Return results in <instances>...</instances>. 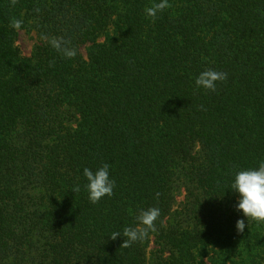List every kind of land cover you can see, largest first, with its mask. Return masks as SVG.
I'll list each match as a JSON object with an SVG mask.
<instances>
[{"label":"trees","instance_id":"1","mask_svg":"<svg viewBox=\"0 0 264 264\" xmlns=\"http://www.w3.org/2000/svg\"><path fill=\"white\" fill-rule=\"evenodd\" d=\"M156 2L0 0V264H264L231 188L264 161V0H168L153 20ZM206 69L228 74L216 91ZM104 163L114 194L92 204L83 169ZM151 207L156 231L110 238Z\"/></svg>","mask_w":264,"mask_h":264},{"label":"clouds","instance_id":"2","mask_svg":"<svg viewBox=\"0 0 264 264\" xmlns=\"http://www.w3.org/2000/svg\"><path fill=\"white\" fill-rule=\"evenodd\" d=\"M10 3L12 6H15L17 0H10ZM169 7H171V5L168 0H159V2L153 3L151 6L147 7L145 12L148 17L155 20L158 13L163 12ZM35 11L39 12V8H36ZM22 23V20L13 18L11 20V27L20 29ZM48 42L65 58L71 59L77 54L74 48L67 46L71 41L64 40L63 37H53ZM52 63H54V61L50 62V66ZM227 75L228 74L223 71L206 69L197 76L195 84L198 88L216 91L217 82L225 81ZM83 175L88 181L86 189L88 191V198L92 204L98 203L105 196L110 197L114 194L113 189L115 187V181L110 179L109 165L107 163H104L95 171L85 167L83 169ZM231 188L239 193V203L236 205V209L242 211L248 221L253 220L257 223H264V161H261L256 169H247L237 172ZM72 191L74 193L79 192V185L75 186ZM159 216L160 210L156 207L141 210L136 217V227H125L122 232H113L110 238L115 240L118 236L123 235L125 239L120 247H131L133 243L142 241L150 231H156L155 221ZM245 227V221L243 219H238L236 222L237 231L242 233Z\"/></svg>","mask_w":264,"mask_h":264},{"label":"rangeland","instance_id":"3","mask_svg":"<svg viewBox=\"0 0 264 264\" xmlns=\"http://www.w3.org/2000/svg\"><path fill=\"white\" fill-rule=\"evenodd\" d=\"M36 33L35 32H29L26 29H22L19 31V36H18V44L22 50V52L25 55H30L33 47L35 45V43L37 42V38H36ZM84 51V54L86 55V51ZM184 190L181 189L180 193H178V197H177V205L180 204V202L183 200L184 198Z\"/></svg>","mask_w":264,"mask_h":264}]
</instances>
